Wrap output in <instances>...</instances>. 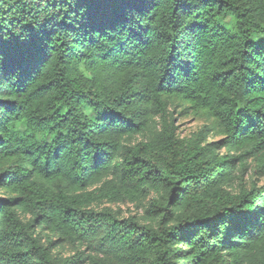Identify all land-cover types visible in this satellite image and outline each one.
<instances>
[{
	"label": "trees",
	"instance_id": "obj_1",
	"mask_svg": "<svg viewBox=\"0 0 264 264\" xmlns=\"http://www.w3.org/2000/svg\"><path fill=\"white\" fill-rule=\"evenodd\" d=\"M263 176L264 0H0V264H264Z\"/></svg>",
	"mask_w": 264,
	"mask_h": 264
},
{
	"label": "rangeland",
	"instance_id": "obj_2",
	"mask_svg": "<svg viewBox=\"0 0 264 264\" xmlns=\"http://www.w3.org/2000/svg\"><path fill=\"white\" fill-rule=\"evenodd\" d=\"M174 116L176 117V124L178 125V133L181 137L189 136L192 132L198 130L202 125H204L206 122H208V119L205 115H203L201 112L195 113L194 111L187 110L180 112L183 107H171ZM220 135H215L212 137L213 139H219ZM224 150V149H222ZM249 172L244 173V178L248 180L249 178ZM260 184L264 183V176L259 178L258 181ZM122 209L126 212V214H129L131 211H136L137 208L130 203L127 204H120Z\"/></svg>",
	"mask_w": 264,
	"mask_h": 264
}]
</instances>
